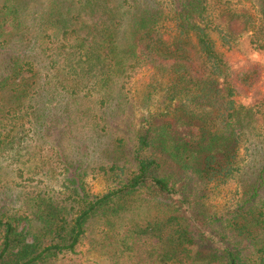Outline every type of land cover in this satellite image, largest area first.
<instances>
[{
  "label": "trees",
  "instance_id": "1",
  "mask_svg": "<svg viewBox=\"0 0 264 264\" xmlns=\"http://www.w3.org/2000/svg\"><path fill=\"white\" fill-rule=\"evenodd\" d=\"M212 2L118 0L120 30L114 16L79 27L76 4L93 11L90 0H29L24 30L27 0H0V166L28 182L0 192V264H54L94 223L111 264H264V161L245 173L240 156L264 150L260 70H232L216 46L264 56V3L253 16ZM143 69L167 85L163 108L136 119L112 85ZM94 98L98 113L79 111ZM76 112L105 137L106 161L72 144ZM100 174L110 186L95 195L85 179ZM231 182L213 211L209 186Z\"/></svg>",
  "mask_w": 264,
  "mask_h": 264
},
{
  "label": "rangeland",
  "instance_id": "2",
  "mask_svg": "<svg viewBox=\"0 0 264 264\" xmlns=\"http://www.w3.org/2000/svg\"><path fill=\"white\" fill-rule=\"evenodd\" d=\"M82 1V4L86 0ZM229 4L225 3V0H213L212 5L218 4L216 8L220 5H231L233 9H241L246 8L249 9L251 14L255 16L258 12V6L264 0H230ZM92 2L91 7H94L93 11L90 8H83L80 10L79 5L76 4V14H80V17L83 21L82 29H88L97 19L99 18H107L108 16H114L117 19L122 21V26L120 30L124 29V25L128 28V21H126L128 17L129 10L128 8L122 9L118 8V0H90ZM96 2V3H94ZM94 4L97 6L95 7ZM86 5V4H85ZM23 7V5H22ZM23 10L25 14V27L24 30H29V0H27V5ZM127 12V13H126ZM123 15V16H121ZM171 30V29H169ZM86 30H82V33H85ZM251 33L249 32L248 35ZM124 40V37H122ZM215 39V38H214ZM247 39V36L244 37V40ZM217 49L219 52L223 53L227 58L228 63L232 70H240L243 67H247L251 62H254L260 70V79L255 85V89L258 91H264V56H261L258 52L250 50L249 46H242L239 50L234 51H226L223 49L218 41L216 42ZM25 48L26 46L23 45ZM120 84H124L123 94L127 98V104L131 109L133 115L136 119H140L143 115L160 110L164 106L163 102V90L167 85L166 78L157 77L152 70L143 69L138 71L135 75H132L130 78L122 79L112 85L113 91L116 92L120 88ZM252 92H249L247 95L240 97V102L247 103L250 101L252 97ZM99 106L96 102V98L93 100H86L81 103L79 107V111L88 112V116L90 114L98 113ZM74 110H77L76 108ZM82 117V116H81ZM77 112L72 115V123H71V131L72 134L70 136L71 142L73 145H77V149L80 155H84L88 153V157L90 161L101 160L106 161V156L103 153V144L105 142V137H98L93 130L92 123L87 120V118H81ZM81 120V121H80ZM44 152L47 153L51 162H55L57 160L56 156L48 153V147H44ZM253 155L247 156L245 151L240 153V156L245 158L246 165L245 173L247 170V166H258L262 165L264 161V150H255L250 151V154ZM69 153V148L67 150ZM2 166V165H1ZM0 166V192L3 194L6 191L7 195H11L12 197H16L17 194L23 192L28 186L27 176L20 175L19 178H15L14 174L9 173L8 168L4 165ZM243 176L242 182L246 180V174ZM85 182L91 191L92 194H102L104 193L108 187L110 186L109 181L103 175H89L86 177ZM210 191L207 199V204L212 206L213 211L221 209L231 196V192L235 190V185L231 182L226 186H221L219 188H213V186H209ZM102 235L99 234L98 224L94 223L93 227L90 228L86 239L76 248L75 253L69 254L63 257H60L58 261L54 264H111V250L112 247L108 246L106 242L100 245V240L102 239ZM213 240L217 243V245L224 247V245L218 241L217 238H213ZM155 240H149L146 249H149L151 245H153ZM139 252L137 253V255ZM129 259H126V262ZM136 259H131V261L125 264H136Z\"/></svg>",
  "mask_w": 264,
  "mask_h": 264
},
{
  "label": "water",
  "instance_id": "3",
  "mask_svg": "<svg viewBox=\"0 0 264 264\" xmlns=\"http://www.w3.org/2000/svg\"><path fill=\"white\" fill-rule=\"evenodd\" d=\"M189 216H190V213H189Z\"/></svg>",
  "mask_w": 264,
  "mask_h": 264
}]
</instances>
